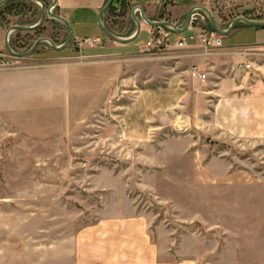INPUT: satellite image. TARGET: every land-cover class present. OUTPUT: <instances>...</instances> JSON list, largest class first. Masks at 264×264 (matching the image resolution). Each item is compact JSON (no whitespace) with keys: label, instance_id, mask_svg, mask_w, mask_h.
Returning <instances> with one entry per match:
<instances>
[{"label":"rangeland","instance_id":"rangeland-1","mask_svg":"<svg viewBox=\"0 0 264 264\" xmlns=\"http://www.w3.org/2000/svg\"><path fill=\"white\" fill-rule=\"evenodd\" d=\"M122 1L114 0L112 8ZM203 3L221 29L238 17L264 21V0ZM37 12L27 7L7 12L0 17V28L6 32L12 26L10 18L32 26L39 19ZM199 13L206 23L198 22L194 29H210L207 17ZM248 30L236 28L224 36L223 45L251 42ZM172 34L171 42L188 33ZM43 35L18 33L9 43L14 52L24 53ZM58 39L57 46L62 42ZM147 40L142 34L120 45L100 32L96 39L80 40L52 54L42 46L27 59L11 58L5 48L0 51V71L20 72L22 90L17 93L31 95L17 100L9 87L0 91V262L14 258L32 263L38 258L44 264H74L94 253L88 244L99 243L94 251L104 252L106 243L99 241L102 226L116 220L139 221L136 230L140 228L146 245H155L162 258L169 248L178 257L181 244L198 237L205 243L220 241L215 231L196 223L197 187L187 185L195 173L191 164L213 157L204 155L209 142L203 133L204 107L212 102H195L201 91L187 79L183 82L190 87V102H179L178 74L165 69L163 56L153 55L147 46L137 48ZM17 41L25 45L19 48ZM165 90L176 92L178 102H142ZM16 100L41 102L27 110L23 106L17 115H37L43 121H10L13 113L4 112L5 105L11 110ZM150 103L156 105L152 112ZM236 152L223 157L251 162L254 172L264 177L260 148ZM24 224L31 226L28 236L21 233ZM6 230L12 235L9 248ZM36 247L42 250H33Z\"/></svg>","mask_w":264,"mask_h":264},{"label":"crops","instance_id":"crops-1","mask_svg":"<svg viewBox=\"0 0 264 264\" xmlns=\"http://www.w3.org/2000/svg\"><path fill=\"white\" fill-rule=\"evenodd\" d=\"M2 1L4 0H0ZM107 1L57 0L55 13L68 22L74 43L83 39H96L100 35L96 18ZM12 5L13 10L26 7L32 11L37 9L32 3H14L8 6ZM194 6L206 7L203 0H155L148 4L140 3L138 0H123L117 7H111L112 10L103 16L102 23L113 34L129 38L136 29L130 16L133 8L140 10L136 13L139 21L142 13L144 18L152 22L168 21L176 26H183L188 11ZM37 13L39 18V11ZM10 20L11 25L31 24L18 21L17 18H10ZM50 23L48 19V23L44 25L46 29L44 35H49ZM238 27L243 31L249 29L251 42L239 46H224V37H222L221 48L206 54L198 38L200 32L189 28L186 36L177 37L173 42L171 38L175 36L172 34L169 37L170 46L167 51L157 54L166 60V70L171 74H178L177 89L180 87L181 91L179 102H190L188 101L190 87L184 84L183 79H187L192 87L197 86L201 91V96L198 95L195 102H212L211 106L207 103L204 107L203 133L210 144L205 145L204 155L212 154L213 157L209 162L196 159L191 164L195 173L191 176L190 182L188 179L187 185L197 187L196 223L203 226L205 230L215 231L213 235L220 238V241L205 243L198 237L196 242L182 243L177 250L178 257L172 255L169 248L166 249L162 258L158 257L155 245L150 243L146 245L143 234L141 238L140 228L136 230V227L140 226L139 221L132 220L125 223L116 220L111 223L106 222L105 226H102L104 229L99 241L106 243L104 252L98 254L94 251L99 243L88 244L94 253L91 256L83 257L82 255L74 264H264V177L254 172L255 166L251 162L236 163L223 157L229 153H237L236 151H244L247 154L260 148L263 165L260 171L264 172V76L249 77L232 72L233 66L241 61L260 59L261 53H264V29L248 28L244 25L236 28ZM159 31L140 21V31L136 40L142 34L147 35L148 40L137 48H145L153 34ZM162 31L167 30L162 29ZM4 34L5 31L0 28V51L4 50ZM17 35L18 33L12 34L10 39ZM190 36H195V41H190L188 39ZM183 38L186 39L187 45L183 49L176 48L175 43ZM33 61L37 62L39 59ZM206 64L210 67L206 81L201 82L189 76L191 67L196 66L200 70H205ZM20 74V72L0 71V91H5L8 87L11 93L13 90L16 93L22 90V86L18 85ZM153 93L155 98L149 97L142 102H178L175 99L176 92L173 94L165 90L163 93ZM25 96L31 95L23 96L17 93L14 97L21 100ZM17 100L10 104L11 110L5 105L4 112L8 110L13 113L9 115L11 119L6 118V121L9 119L14 123L26 120L43 121L36 114L35 118L33 116L27 117L28 119L24 117L19 119L18 112L32 108V105L37 107V104L41 102L32 104L17 102ZM23 106L25 109L20 110ZM146 106L144 105V108ZM148 107L150 112L156 109L154 103H150ZM214 154H217L218 158ZM201 188L209 189L201 190ZM38 200L39 197H36V202ZM205 205L207 209H210L209 212L204 211ZM125 225L128 231H125ZM23 228L22 235H30L28 229L31 226L24 224ZM41 231L39 230L37 235ZM32 234L31 231V236ZM5 235L10 239L8 246H5L9 248L12 241L11 230H6ZM23 239L24 237L20 238V240ZM33 250L39 251L42 248L36 247ZM3 260L0 264H44V259L38 258L33 259L32 263H28L27 259ZM24 261L26 263H23Z\"/></svg>","mask_w":264,"mask_h":264},{"label":"water","instance_id":"water-1","mask_svg":"<svg viewBox=\"0 0 264 264\" xmlns=\"http://www.w3.org/2000/svg\"><path fill=\"white\" fill-rule=\"evenodd\" d=\"M113 1L114 0H108L107 1L105 6L98 13L97 18H96V22H97V26H98L99 31L108 40H110L114 43L120 44V45H128V44L132 43L137 38L139 31H140V21L143 22L144 24L152 27V28H164V29L170 30L174 34H183V33L188 31V29L190 27L191 16L195 12L203 13L207 17V21H208V24L211 27V29L221 37L228 35L231 31H233L239 25H244V26H247L250 28H255V29H264V21H253V20L246 19L244 17H238V18L234 19L226 29H221L217 25V23L215 22L214 17L212 15V13L210 12V10L207 9L206 7H203V6H194L193 8H191L188 11V13L185 17L184 26L182 28H179L176 25H174L173 23L168 22V21H161V22L149 21L146 18H144V15H142V13H141L140 21H139L136 18V13L140 12V10L137 8H133L130 11V16L135 23V27H136L135 33L129 38H121V37H118V36L112 34L109 30L106 29V27L102 23V18L111 9ZM14 3L36 4L40 9V17H39L37 23L32 25V26L12 25L6 30V32L4 34V48H5L6 53L11 58L27 59L30 56H32L34 54V52L43 44H47L48 46H50V48L52 50L59 52V51H63L64 49H66L72 43L74 38H73V34L71 32V29H70L68 22L55 13V7L57 5V0H50L49 5L44 3V1H42V0H4V1L0 2V12L5 6H8V5L14 4ZM48 19L58 22L59 24H61L66 29V32L68 34V40L66 43H64L63 45L57 46L54 44V42L52 40L45 38V37H42V38L37 39L33 43L32 47L24 53H17V52H14L12 50V47L10 46V43H9L10 36L12 34L35 32L42 25H44V23Z\"/></svg>","mask_w":264,"mask_h":264},{"label":"built area","instance_id":"built-area-1","mask_svg":"<svg viewBox=\"0 0 264 264\" xmlns=\"http://www.w3.org/2000/svg\"><path fill=\"white\" fill-rule=\"evenodd\" d=\"M198 22H202V24L206 23V18L202 17L199 12H195L191 16L190 27L194 28V24H198ZM160 30L158 33H154L151 41L147 43L148 51H151L153 55H157L167 51L170 46L169 37L172 35V32L162 31L163 28H157ZM199 33V41L202 44L204 52L208 54L211 50L220 49L222 45V37L219 36L212 29H201L198 30ZM190 41H195V36H190L188 38ZM187 45V41L185 38L175 43V47L178 49H183ZM246 55V54H244ZM1 57V56H0ZM210 67L208 64L205 66V70H200L198 67L193 66L189 70V76L192 79L200 80L204 82L208 79V72ZM233 73H240L243 76L249 77H259L264 76V53H261L260 59H250L248 61H241L233 66Z\"/></svg>","mask_w":264,"mask_h":264},{"label":"flooded vegetation","instance_id":"flooded-vegetation-1","mask_svg":"<svg viewBox=\"0 0 264 264\" xmlns=\"http://www.w3.org/2000/svg\"><path fill=\"white\" fill-rule=\"evenodd\" d=\"M42 1H44V3H46L47 5H49L50 4V0H42ZM34 5H36V4H34ZM36 7H37V10L39 11V17H40V9H39V7L36 5ZM38 21V20H37ZM49 22H51L50 24H51V28H50V33H49V35H43V36H41V37H39V38H42V37H45V38H48V39H50V40H52L53 42H54V44L56 45L57 43H56V41H58L59 39L58 38H61L62 39V42L60 43V45H63L64 43H66L67 42V40H68V34H67V32H66V29L61 25V24H59L58 22H56V21H53V20H49ZM37 23V22H36ZM36 23H34V24H36ZM46 23H48V20H46V22L44 23V25L46 24ZM33 24V25H34ZM44 25H42L37 31H35V32H32L33 34H35V36L37 35V33L38 32H44ZM42 30V31H41ZM56 36V37H55ZM39 38H37V39H39ZM36 39V40H37ZM35 40V41H36ZM35 41H33L32 42V44L31 45H28V49L26 50V51H28L31 47H32V45H33V43L35 42ZM73 43H74V40L72 41V43L66 48V49H69L70 48V46H72L73 45ZM16 45L20 48L21 46H24L25 45V43L24 42H22V41H17L16 42ZM60 45H58V46H60ZM16 46V49L18 50L19 48ZM44 47L45 48V50H47L46 51V53H48V54H52V53H55V52H58V51H54V50H52L51 48H50V46H48L47 44H43V45H41L40 47ZM39 47V48H40ZM38 48V49H39ZM37 49V50H38ZM66 49H64V50H66ZM36 50V51H37ZM63 50V51H64ZM25 51V52H26ZM35 51V52H36ZM34 52V53H35ZM60 52V51H59ZM1 60H3V59H1Z\"/></svg>","mask_w":264,"mask_h":264},{"label":"trees","instance_id":"trees-1","mask_svg":"<svg viewBox=\"0 0 264 264\" xmlns=\"http://www.w3.org/2000/svg\"><path fill=\"white\" fill-rule=\"evenodd\" d=\"M14 8H13V5L12 6H5L1 11L2 12H0V17H2V16H4V15H6V13L8 12H11L12 10H13ZM110 10H112V8L110 9ZM210 29H211V27L210 26H208Z\"/></svg>","mask_w":264,"mask_h":264}]
</instances>
